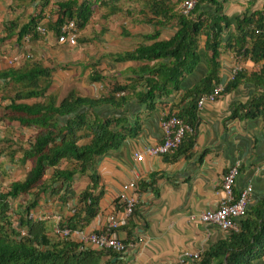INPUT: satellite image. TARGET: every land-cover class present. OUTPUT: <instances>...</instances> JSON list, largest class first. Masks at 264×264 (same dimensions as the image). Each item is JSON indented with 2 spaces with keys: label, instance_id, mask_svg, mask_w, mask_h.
<instances>
[{
  "label": "crops",
  "instance_id": "1",
  "mask_svg": "<svg viewBox=\"0 0 264 264\" xmlns=\"http://www.w3.org/2000/svg\"><path fill=\"white\" fill-rule=\"evenodd\" d=\"M65 1L69 0H48L43 8L39 24L47 27L42 38L37 35L36 39L22 38L16 43L17 29L40 11L41 0H0V72L15 69L18 64L39 63L49 72V85L44 95H55L56 101L70 91L91 100L106 98L110 91L106 89L108 83H129L135 76L132 71L137 67L159 62H114L109 54L131 52L137 46L168 40L177 29L174 20L161 26L153 25L162 19L152 15L150 0H75L77 3L89 2L91 16L85 27L77 31L75 46L59 45L51 24L56 18L55 4ZM219 2L222 4L220 14L230 20L264 11V0ZM169 5L172 6L170 14L177 12L178 4L175 5L174 0H169ZM212 13V5L199 3L196 14L201 19ZM10 29L14 31L8 36ZM232 30L233 26L227 31ZM155 32L157 37L153 39L150 36ZM204 40L201 34L197 40L198 62L183 77L178 90L154 100L149 109L138 102V88L115 94L121 99L120 108L115 109L104 102L91 108L102 119L121 117L124 132L122 143L95 161L98 175L95 193L101 191L102 195L96 215L80 229L97 232L110 214L121 211L116 197L125 184L132 181L136 186L137 203L126 224L116 230L117 238L127 245L123 253L125 264H177L185 252L199 254L200 259L202 253L226 240L230 232L203 224L197 217L215 208L222 175L234 165L238 172L232 184L233 196L251 188L247 212L256 211L264 201V113L257 105L264 90V64L242 58L223 47L219 48L216 83L212 87H225L234 67L238 68L236 84L232 89L222 91L214 101L204 102L199 111L195 109L191 146L185 149L187 141H184L181 150L174 154L145 157L142 162L133 159V153L144 146L161 142L158 123L162 115L187 117L191 96L186 95L199 86L209 69V53L204 50ZM3 57L12 60V64L9 66ZM92 73L101 77L100 82L92 81ZM4 84L0 80V111L9 103L7 95H12L11 91L2 89ZM101 84L105 86L104 90L97 88ZM31 102L32 99L22 100L25 104ZM91 109L82 108V111L91 117ZM34 133L32 128L20 127L14 120L0 119V139L9 138L14 145L26 149ZM77 134L82 135L78 145L90 138L83 132ZM8 154V151L0 153V173L8 178L7 182L1 183L2 191L10 183L20 180L29 169L28 162L21 165V152L17 149L11 161ZM65 165L62 163L59 169ZM88 185L86 174L75 175L71 192L62 202L58 199L61 192L45 193L40 196L32 217L49 221L50 229L57 218L64 223L77 206V195ZM198 261L185 264H198ZM249 264H264V256Z\"/></svg>",
  "mask_w": 264,
  "mask_h": 264
},
{
  "label": "trees",
  "instance_id": "2",
  "mask_svg": "<svg viewBox=\"0 0 264 264\" xmlns=\"http://www.w3.org/2000/svg\"><path fill=\"white\" fill-rule=\"evenodd\" d=\"M181 1L174 0V4ZM200 2L213 7V13L206 19L196 14ZM47 4L48 0H41L40 11L17 29L16 43L22 41L25 35L36 39L39 34L35 28L42 20V10ZM150 5L152 15L162 19L153 25L161 26L174 20L177 29L168 40L137 46L131 52L109 54L114 62H159L137 67L132 71L135 76L129 83H113L106 98L91 100L70 91L57 103L52 95H44L49 85V72L37 62H27L15 69L0 72V80L5 83L2 89L12 92L11 96L7 95L9 103L3 108L0 119L14 120L20 127L35 131L26 149L14 145L9 138L0 139V153L8 151L11 161L17 149L21 152V165L24 162L29 164V169L20 180L10 183L5 191L0 189V264H125L123 254L94 250L65 238L50 239L47 236L50 225L46 221L33 219L31 215L41 195L61 192L58 199L62 202L63 197L71 192L74 176L83 174L87 175L89 185L77 195V206L64 225L70 229H80L96 215L102 193H95L98 184L95 161L122 143L124 129L121 117L102 119L91 108L103 102L115 109L120 108L121 99L115 94L138 88V102L149 109L154 100L178 90L183 77L193 70L199 58L197 40L201 34L204 35L203 47L209 53L208 73L199 86L186 95L191 96L190 111L185 119L179 115L178 118L192 129V133L184 134L180 145L172 152L174 154L181 150L184 141H187L185 149L191 146L195 132L196 102L199 96L209 93L216 83L219 48L264 64V11L248 16L243 14L230 20L220 14L222 4L219 0H197L191 12L193 19H188L178 12L170 14L172 6L169 0H150ZM90 6L87 1L56 3V18L51 24L53 33L57 36V27L65 21H72L76 31L83 29L91 16ZM231 26L233 30L228 32ZM10 31L8 36L14 30ZM225 31L226 34H223ZM150 37L156 38V32ZM236 77L225 85L223 92L235 86ZM90 78L94 82L101 80L96 73H92ZM263 94L264 90L257 105L264 113ZM42 98L41 102L36 101ZM28 99H32L31 104L22 103V100ZM82 108L91 109V117H87ZM78 132H83L85 137L90 136L89 140L78 145L77 141L82 136ZM62 163L66 165L59 169ZM4 177L0 173V187ZM141 187L144 189V186ZM20 197H24L21 199L23 202H16L15 209H12L8 200L15 201ZM237 223L238 230L202 253L198 264H249L251 260L264 256V201L256 211H246L244 218Z\"/></svg>",
  "mask_w": 264,
  "mask_h": 264
},
{
  "label": "built area",
  "instance_id": "3",
  "mask_svg": "<svg viewBox=\"0 0 264 264\" xmlns=\"http://www.w3.org/2000/svg\"><path fill=\"white\" fill-rule=\"evenodd\" d=\"M197 0H182L178 4V14L193 19L191 12ZM58 35L56 43L59 45L74 46L76 44L77 31L72 21H65L57 27ZM40 34H44V29L38 25L35 28ZM264 33V30H263ZM28 36L24 39L27 40ZM4 58V57H3ZM7 60L10 66L12 60ZM238 68L231 70L229 80L231 81ZM224 89L223 85H216L210 92L199 96L195 109L200 110L204 102H212L220 96ZM159 129L161 132V142L156 145L144 146L141 151L133 153V159L136 162H142L145 157H159L172 153L181 143L185 133H192V129L173 114L162 115L159 119ZM238 167L234 165L228 168L222 175L219 189V200L212 210H207L198 215V220L203 224L212 225L219 230L231 233L237 231V221L242 219L246 212V205L249 199L251 188L247 187L234 197L232 193V184L237 175ZM135 184L130 181L125 184L118 193V200L121 211L112 213L107 217L105 224L97 232H84L82 229H70L55 219L52 233L59 238L71 239L82 244L87 248L94 250H111L116 253H124L127 245L116 236V230L124 226L131 217L134 207L137 203L135 197ZM199 260V254L183 253L177 261V264H185L187 261Z\"/></svg>",
  "mask_w": 264,
  "mask_h": 264
},
{
  "label": "rangeland",
  "instance_id": "4",
  "mask_svg": "<svg viewBox=\"0 0 264 264\" xmlns=\"http://www.w3.org/2000/svg\"><path fill=\"white\" fill-rule=\"evenodd\" d=\"M39 36H41V38L43 37L41 34H39ZM15 43V42H14ZM16 62H18V60L16 61ZM19 66H22L21 64H18V66L17 67H19ZM111 85L112 84H110V83H108V86L106 87V89L109 91V89H111ZM97 88L98 89H105V86L103 85V84H101V85H97ZM61 94H59V95H57V96H60ZM55 99H56V96L55 95H52ZM36 101H39V102H41L40 100H36ZM58 101H60V100H58ZM58 101H56V102H58ZM2 113H3V111H0V115H2ZM9 177H11V174H9ZM7 180H8V178H6V177H4V179L1 181V183H4V182H7ZM16 180V179H15ZM3 187H6V186H3ZM21 199H24V197H20V198H17L15 201H10V200H8V202L10 203V205H11V208L12 209H15V204H16V202H23ZM33 218V217H32ZM34 219V218H33ZM41 219V218H40ZM42 220V219H41ZM43 221H46V223L48 224L49 223V221H47V220H43ZM53 221H54V219H53ZM56 221V220H55ZM47 236L50 238V239H56L57 237L52 233V231H51V229H49L48 231H47Z\"/></svg>",
  "mask_w": 264,
  "mask_h": 264
},
{
  "label": "clouds",
  "instance_id": "5",
  "mask_svg": "<svg viewBox=\"0 0 264 264\" xmlns=\"http://www.w3.org/2000/svg\"><path fill=\"white\" fill-rule=\"evenodd\" d=\"M40 25V24H39ZM41 26V25H40ZM43 29H44V34H41L42 36H44L45 35V28L43 27V26H41ZM37 32V31H36ZM38 33V32H37ZM38 34H40V33H38ZM25 36H28V35H25ZM25 36L23 37V40H24V38H25ZM30 38H29V36L27 37V40H29ZM55 223V222H54ZM61 224H63L64 225V223H62V222H60ZM54 225V224H53ZM52 228H53V226H52ZM52 228H51V231H52ZM69 240H71V239H69ZM123 254V253H122Z\"/></svg>",
  "mask_w": 264,
  "mask_h": 264
},
{
  "label": "water",
  "instance_id": "6",
  "mask_svg": "<svg viewBox=\"0 0 264 264\" xmlns=\"http://www.w3.org/2000/svg\"><path fill=\"white\" fill-rule=\"evenodd\" d=\"M81 248V247H80Z\"/></svg>",
  "mask_w": 264,
  "mask_h": 264
}]
</instances>
